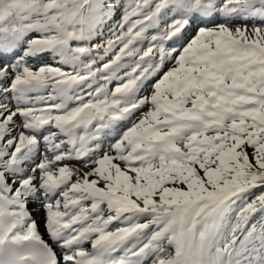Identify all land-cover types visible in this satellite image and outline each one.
Instances as JSON below:
<instances>
[{
  "label": "snow or ice",
  "instance_id": "6c2138e0",
  "mask_svg": "<svg viewBox=\"0 0 264 264\" xmlns=\"http://www.w3.org/2000/svg\"><path fill=\"white\" fill-rule=\"evenodd\" d=\"M0 60V264H264V0H0Z\"/></svg>",
  "mask_w": 264,
  "mask_h": 264
},
{
  "label": "rangeland",
  "instance_id": "374dc122",
  "mask_svg": "<svg viewBox=\"0 0 264 264\" xmlns=\"http://www.w3.org/2000/svg\"><path fill=\"white\" fill-rule=\"evenodd\" d=\"M117 19H119V13L117 14ZM105 34H107V28L105 29ZM33 63H35V62H33ZM2 64H3V61L0 60V66H2ZM105 143H107V141ZM73 166L78 167V168H83V170H85V171L88 170L87 168H84V166L82 164L75 162V161H73ZM121 166L123 167V165H121ZM32 207L35 208L36 205H32ZM38 219H42V217H39Z\"/></svg>",
  "mask_w": 264,
  "mask_h": 264
}]
</instances>
